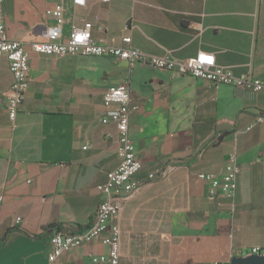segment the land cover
<instances>
[{
	"label": "crops",
	"instance_id": "1",
	"mask_svg": "<svg viewBox=\"0 0 264 264\" xmlns=\"http://www.w3.org/2000/svg\"><path fill=\"white\" fill-rule=\"evenodd\" d=\"M4 10L30 71L13 126L9 61L0 68V264H51L48 226L92 224L98 186L120 163L117 128L101 122L118 107L104 95L124 82L142 168L120 217V264H231L239 250L264 245V93L141 62L31 51L57 24L69 36L90 23L96 42L129 36L132 47L177 60L211 53L237 76L264 81V0H4ZM234 162V196L213 197L200 175L222 176ZM107 250L101 239L57 264H93Z\"/></svg>",
	"mask_w": 264,
	"mask_h": 264
},
{
	"label": "built area",
	"instance_id": "2",
	"mask_svg": "<svg viewBox=\"0 0 264 264\" xmlns=\"http://www.w3.org/2000/svg\"><path fill=\"white\" fill-rule=\"evenodd\" d=\"M109 0H104L108 2ZM62 11L54 12V17L60 19ZM92 24L82 27L73 26L69 36H64L62 27L57 24L48 29L45 40L31 44V51L39 55L66 57H112L127 61L130 65L138 62L155 68L165 69L179 76H191L202 79L218 88L221 85L233 86L236 89L264 93V81L246 76H237L234 72L217 63L214 54L200 52L187 60H177L169 55L153 56L138 48L132 47V39L127 36L121 45L116 43L103 44L96 42L91 35ZM9 61L13 82L7 98V113L15 126L20 108L29 88L30 54L23 42L11 40L7 36L4 0H0V68L3 60ZM131 91L128 82L111 86L104 95L105 106L116 105L117 111L110 118L102 119V124H115L118 131L119 166L107 176V181L98 186L101 201L93 218L92 224L85 229L73 230L62 228L52 234L49 262L57 264L59 258L87 243L98 241L107 246V253L92 258L93 264H120L121 259V229L120 217L127 196L137 189L134 177L142 168L137 155L134 141L130 135ZM86 149V148H84ZM241 166L234 162L226 167L222 176L201 174L200 178L211 182L213 197L224 195L234 196ZM106 234V237L104 235ZM264 256V245L242 249L236 257Z\"/></svg>",
	"mask_w": 264,
	"mask_h": 264
},
{
	"label": "water",
	"instance_id": "3",
	"mask_svg": "<svg viewBox=\"0 0 264 264\" xmlns=\"http://www.w3.org/2000/svg\"><path fill=\"white\" fill-rule=\"evenodd\" d=\"M242 91V89H237ZM231 264H264V256L235 257Z\"/></svg>",
	"mask_w": 264,
	"mask_h": 264
},
{
	"label": "trees",
	"instance_id": "4",
	"mask_svg": "<svg viewBox=\"0 0 264 264\" xmlns=\"http://www.w3.org/2000/svg\"><path fill=\"white\" fill-rule=\"evenodd\" d=\"M62 228H63V227H62L61 225H59V224H53V225H50V226L47 227V231H48L49 233L53 234L54 231H56V230H60V229H62ZM78 230H81V229L79 228Z\"/></svg>",
	"mask_w": 264,
	"mask_h": 264
}]
</instances>
